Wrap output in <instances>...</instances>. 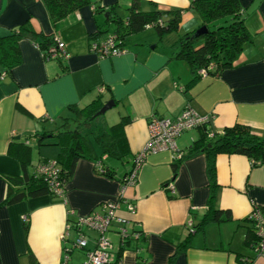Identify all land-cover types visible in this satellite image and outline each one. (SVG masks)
Returning a JSON list of instances; mask_svg holds the SVG:
<instances>
[{
	"label": "crops",
	"instance_id": "1",
	"mask_svg": "<svg viewBox=\"0 0 264 264\" xmlns=\"http://www.w3.org/2000/svg\"><path fill=\"white\" fill-rule=\"evenodd\" d=\"M140 1L146 11L154 6L182 10L176 33L159 38L148 28V35H140L134 44H127L126 39L123 53L102 56L91 44L114 30L113 24L106 23L107 9L116 6L118 13H124L132 0H91L90 5L57 23L51 21L42 0H0V37L25 23L38 36L19 40L22 61L11 74H6L0 62V203L8 191L2 174L22 173L15 151L18 144L14 143L31 146V173L56 155L54 147L39 144L40 134L79 125L88 155L77 161L63 196L43 194L0 206V264H82L86 252L95 247L96 232L83 228L87 246L75 248L78 231L74 222L79 216L101 213L102 203L118 199V214L127 229L142 231V237L131 240L114 263L168 264L177 245L190 233L188 221L194 228L202 219L211 191L204 153L183 159L174 176L176 154L165 150L146 155L138 166L136 183L125 186L120 197L122 178L135 168V158L147 143L149 119H175L189 105L196 113L210 116L214 132L242 124L264 135V0H238L251 39L236 66L218 76H201L193 83L188 64L174 58L175 41L203 26L190 8L192 0ZM103 25L109 32L94 36ZM43 38L64 42L66 56L46 59L39 45ZM98 98L105 103L114 101L113 107L119 108L117 120L110 125L100 119L82 124L75 108ZM122 119L128 147L119 159L108 156L98 138ZM198 135V128L184 131L176 138L178 150L187 151ZM127 156L133 162L131 158L123 172H116L115 160ZM107 167L114 168V178L101 174ZM216 179L214 205L228 211L231 220L208 223L198 232L194 228L190 246L171 264H264V257L245 243L252 204L264 205V163L253 167L245 155L221 153L216 157ZM170 182L173 192L166 188ZM128 203L135 205L134 213L128 210ZM24 218L29 224L27 232ZM117 226H111L108 237L118 252Z\"/></svg>",
	"mask_w": 264,
	"mask_h": 264
},
{
	"label": "trees",
	"instance_id": "2",
	"mask_svg": "<svg viewBox=\"0 0 264 264\" xmlns=\"http://www.w3.org/2000/svg\"><path fill=\"white\" fill-rule=\"evenodd\" d=\"M42 2L53 23H57L69 14L91 4V0H42ZM190 8L199 15L202 25L207 27V31L198 36H194V32L181 35L174 43L176 48L174 58L188 64L194 75L190 81L193 83L197 78L203 76L200 73L202 69H206L207 75L218 76L224 70L234 68L245 43L250 41L251 35L241 17L242 9L238 0H192ZM106 13V23L114 25V30L109 34L116 37L115 45L117 47H122L124 41L130 36L148 29L147 25L151 26L149 28L155 29L157 36L162 38L166 33L176 31L182 20V10H161L154 6L153 9L146 11L142 9L140 0H132L131 5L124 10V13H118L116 6H111ZM103 27L104 25L99 27L94 36L109 32L108 28ZM24 36L38 37L28 23L12 30L8 35L0 37V62L4 65L6 74H11L12 69L22 61L18 42ZM53 42V38H45L39 44L44 56ZM104 103L98 98L82 108H75L78 116L83 119L82 124L87 125L92 120L99 119L100 116L97 115V112ZM124 125L125 120L122 119V121L109 127V133L98 138L108 156L120 159L126 154L128 146L123 132ZM197 128L199 130L198 137L179 159H175L172 170L175 176L183 159L192 157L197 153H204L211 195L202 219L194 227L195 231L194 228L190 229L186 238L177 245L174 257L190 246L194 232L202 231L211 222L220 223L231 220L228 211L219 210L214 205L217 189V155L221 153L245 155L251 160L253 167L264 163V135L256 134L248 126L235 124L226 127L219 133L211 129L210 120H208ZM38 142L40 145H48L56 149V155L51 160L56 161L59 168L57 178L60 185L65 188L66 183L74 173L77 161L88 156L86 154L87 140L82 134L80 126L44 132L40 134ZM14 144H18L15 151L20 158L22 173L20 175L2 174L7 180L8 191L0 206L43 194L59 196L50 189L43 177L36 174V171L29 173L28 159L32 154L31 146L26 142ZM9 150L11 152L12 147ZM132 170L123 176L122 182ZM101 174L108 178H114L115 170L107 167ZM14 188H17V192ZM261 209L264 212V205ZM25 221L24 229L27 232L29 224L27 219ZM133 232L140 234L138 239L142 237V231ZM131 240L133 238L129 237L120 245L117 252L118 257L121 256L123 249L129 245ZM245 243L252 246L257 243V236L252 224ZM174 257L170 258L168 264L172 263ZM242 261L247 262L244 258Z\"/></svg>",
	"mask_w": 264,
	"mask_h": 264
},
{
	"label": "built area",
	"instance_id": "3",
	"mask_svg": "<svg viewBox=\"0 0 264 264\" xmlns=\"http://www.w3.org/2000/svg\"><path fill=\"white\" fill-rule=\"evenodd\" d=\"M151 27L147 25V28ZM116 37L108 35L101 41H93L91 47L102 56L118 55L124 52V49L115 45ZM59 56H66L65 43L55 38L53 45L49 47L45 55L46 59H55ZM200 73L207 75L206 69L200 70ZM209 115H200L196 113L189 105H186L180 115L175 119L152 116L148 121V140L144 150L135 158V168L127 175L120 197L123 196V189L127 185H133L137 180L138 166L144 161L146 155L160 151L168 150L176 154V159L182 156L178 150L176 138L186 130L197 128L202 123L209 120ZM36 174L43 177L48 183L50 189L59 196L65 193L64 186L60 185L58 180L59 168L56 161L49 160L40 163L36 168ZM168 190L174 191L172 182L166 185ZM102 212H92L84 216L77 217L73 226L78 231V236L74 241V247L84 249L87 246V235L83 232V228H87L96 232L95 247L86 252V260L82 264H111L117 261V251L114 248L108 233L113 224H117L116 234L119 236L120 245L129 237L138 239L140 234L129 232L126 227V221L118 214L120 207V199L110 200L100 205ZM262 205L252 204V209L248 215L249 222L253 225L257 243L253 246L256 255L264 257V212ZM135 205L128 203V210L135 212ZM26 219V218H24ZM189 227L192 229V222L188 221ZM71 229V224L67 225V230ZM69 252V249L67 250ZM68 258V257H67Z\"/></svg>",
	"mask_w": 264,
	"mask_h": 264
},
{
	"label": "rangeland",
	"instance_id": "4",
	"mask_svg": "<svg viewBox=\"0 0 264 264\" xmlns=\"http://www.w3.org/2000/svg\"><path fill=\"white\" fill-rule=\"evenodd\" d=\"M153 34H156V31H155V29H151L150 30ZM149 30H143V31H141V32H139V33H136V34H134V35H132V36H130L127 40V44H129V43H135V42H137V40H138V37L140 36V35H148V33L147 32H150ZM173 33H176V31H171V32H168V33H166L165 35H174ZM156 36H157V34H156ZM118 110H119V108H117V107H112V108H110V109H108L104 114H102L101 116H100V121H102V122H107L109 125L111 124V120H117L116 118H118L117 117V113H118ZM114 122V121H113ZM116 122V121H115ZM94 126L96 127L97 126V122H95L94 123ZM94 126H92V127H94ZM87 135H88V132L87 131H84ZM90 135H92V134H90ZM91 139V141H92V137L90 138ZM35 152V151H34ZM36 156V154L34 153V157ZM131 158L132 157H130V156H127V158L126 157H124L123 159H122V161H120V160H115V164H114V166L116 167V172H118V173H120L121 171L123 172L124 170H125V168L129 165V164H131ZM132 162H133V158H132ZM113 240L115 241V237H113Z\"/></svg>",
	"mask_w": 264,
	"mask_h": 264
},
{
	"label": "water",
	"instance_id": "5",
	"mask_svg": "<svg viewBox=\"0 0 264 264\" xmlns=\"http://www.w3.org/2000/svg\"><path fill=\"white\" fill-rule=\"evenodd\" d=\"M107 17V14L105 15ZM207 31V27L205 25L199 27L195 32L194 36L201 35ZM114 101L109 100L108 102L104 103V105L101 107V109L97 112V115L104 114L108 109L112 108L114 106Z\"/></svg>",
	"mask_w": 264,
	"mask_h": 264
}]
</instances>
